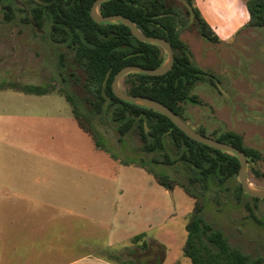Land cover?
Listing matches in <instances>:
<instances>
[{"label":"rangeland","instance_id":"obj_1","mask_svg":"<svg viewBox=\"0 0 264 264\" xmlns=\"http://www.w3.org/2000/svg\"><path fill=\"white\" fill-rule=\"evenodd\" d=\"M14 1L18 10L11 21H4L0 10V84L51 85L53 92L34 95L0 89V168L53 173L52 186L61 171L73 170L80 178L82 202L100 203L102 212L113 211L116 204L114 214L106 216L111 226H89L81 242L84 251L127 264H191L182 247L194 199L178 185L165 189L145 169L124 164L147 165L154 154L142 151L133 136L119 141L104 116L93 120L104 148L95 146L78 128L69 103L57 93L64 88L57 70V56L64 49L49 41L44 29L25 24L20 10L27 8L26 1ZM180 13L185 25L178 29L179 38L192 62L213 76V84L194 85L192 93L201 105H184L186 123L213 139L222 131L240 134L245 146L260 152L255 167L264 173V27L245 24L226 39L217 35L218 41L211 43L198 35L182 8ZM149 166L178 176L165 165ZM246 178L253 187L264 188L263 177L246 170ZM241 202L253 205L247 197ZM254 212L258 222L225 193L215 198L209 194L202 210L204 220L221 229L231 245L254 257L264 256V202H257ZM139 233L144 238L131 242L130 237ZM144 241L145 248L141 247Z\"/></svg>","mask_w":264,"mask_h":264},{"label":"trees","instance_id":"obj_2","mask_svg":"<svg viewBox=\"0 0 264 264\" xmlns=\"http://www.w3.org/2000/svg\"><path fill=\"white\" fill-rule=\"evenodd\" d=\"M25 1L27 8L20 10L22 21L31 27L44 29L46 38L64 49L57 56V70L65 90L62 88L57 93L69 103L78 125L91 137L95 146L104 148L93 127V120L104 116L118 133L119 141L126 135L135 137L142 151L154 154L149 164L165 165L178 173L177 177H172L163 168L154 170L143 162L124 161V164L145 169L165 189L171 190L178 185L194 199L184 227L186 238L182 247V253L190 263L264 264V256L254 257L231 245L221 229L203 218L202 210L208 195L215 198L225 193L244 206L249 219L258 222L254 211L257 202H264V199L251 197L242 190L237 180L239 162L235 154L190 139L161 113L122 101L111 91L112 78L123 66H160L166 58L162 48L137 40L121 22H94L89 15L94 0ZM244 5L248 13L246 25L264 27V0H244ZM180 8L192 18L200 37L211 43L218 41L193 0H106L98 5V12L103 16H126L142 34L158 36L169 42L174 60L165 74L129 73L122 77L120 86L130 95L145 96L163 103L186 122L184 105H201L192 93L194 85L199 82L213 84V76L192 62L186 45L179 38L178 29L185 25ZM0 10L4 21L8 22L18 9L14 0H0ZM0 89L34 95L53 92L51 85H20L15 82H3ZM214 135L215 140L240 149L246 158V170L264 178V173L255 167L261 159L260 152L245 146L240 134L222 131ZM110 156L115 159L113 154ZM242 197L250 198L253 205L242 203ZM138 237L134 236L132 240ZM141 247L145 248L147 244L143 242Z\"/></svg>","mask_w":264,"mask_h":264},{"label":"crops","instance_id":"obj_3","mask_svg":"<svg viewBox=\"0 0 264 264\" xmlns=\"http://www.w3.org/2000/svg\"><path fill=\"white\" fill-rule=\"evenodd\" d=\"M193 1L221 40L247 23L242 0ZM54 177L50 172L0 168V264H127L81 249L89 226H111L106 216L114 214L116 204L113 211L102 212L100 203L82 202L80 178L73 170L61 171L52 186ZM141 236L145 234L130 240L137 243Z\"/></svg>","mask_w":264,"mask_h":264},{"label":"water","instance_id":"obj_4","mask_svg":"<svg viewBox=\"0 0 264 264\" xmlns=\"http://www.w3.org/2000/svg\"><path fill=\"white\" fill-rule=\"evenodd\" d=\"M103 1L106 0H94L91 4L89 15L94 22H121L130 30L131 34L137 40L158 45L166 54L164 62L156 68H144L139 65H126L120 68L114 74L110 84L113 95L122 101L132 102L161 113L162 115L167 117L172 122V124L176 126L181 132H183L187 137L196 142H199L216 150L234 153L239 162L237 180L242 190L251 197L264 199V188L253 187L246 178V158L244 153L240 149L230 144L217 141L211 137H207L196 132L184 120H182L177 114H175L169 107H167L163 103L145 96L130 95L122 90L120 86V81L122 77L126 74L144 73L151 76H159L165 74L173 64V52L171 45L167 40L158 36H146L142 34L134 26V24L128 17L120 14H110L107 16L101 15L98 12V5Z\"/></svg>","mask_w":264,"mask_h":264},{"label":"bare ground","instance_id":"obj_5","mask_svg":"<svg viewBox=\"0 0 264 264\" xmlns=\"http://www.w3.org/2000/svg\"><path fill=\"white\" fill-rule=\"evenodd\" d=\"M252 184V183H251ZM254 186V185H253Z\"/></svg>","mask_w":264,"mask_h":264}]
</instances>
